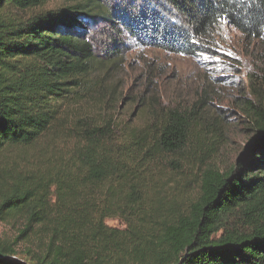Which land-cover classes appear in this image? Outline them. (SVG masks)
Masks as SVG:
<instances>
[{"label": "trees", "instance_id": "trees-1", "mask_svg": "<svg viewBox=\"0 0 264 264\" xmlns=\"http://www.w3.org/2000/svg\"><path fill=\"white\" fill-rule=\"evenodd\" d=\"M97 25L194 53L224 26L264 42V0H0V223L16 228L0 264H28L20 247L30 264H264V94L246 103L244 154L200 169L196 120L84 115L120 47L100 55Z\"/></svg>", "mask_w": 264, "mask_h": 264}, {"label": "rangeland", "instance_id": "rangeland-1", "mask_svg": "<svg viewBox=\"0 0 264 264\" xmlns=\"http://www.w3.org/2000/svg\"><path fill=\"white\" fill-rule=\"evenodd\" d=\"M103 26L92 28L91 39L98 51L101 47L99 54L110 42L120 47L104 56L90 81L91 101L96 104L88 105L84 115L139 124L152 112L173 110L196 120L194 130L203 134L197 140L200 146L193 145L186 154L189 161L200 163V169H230L255 136L246 103L264 94V42L250 41L224 26L202 49L179 53L145 45L128 35L118 37L113 34L116 30ZM187 163L177 162L183 171ZM196 176L194 168L186 173L187 188L196 184ZM106 222L122 226L115 219ZM0 234L12 238L16 228L0 223ZM18 250V257L30 264L22 247Z\"/></svg>", "mask_w": 264, "mask_h": 264}, {"label": "water", "instance_id": "water-1", "mask_svg": "<svg viewBox=\"0 0 264 264\" xmlns=\"http://www.w3.org/2000/svg\"><path fill=\"white\" fill-rule=\"evenodd\" d=\"M257 139V138H256Z\"/></svg>", "mask_w": 264, "mask_h": 264}]
</instances>
